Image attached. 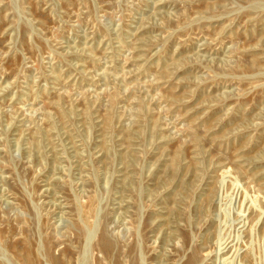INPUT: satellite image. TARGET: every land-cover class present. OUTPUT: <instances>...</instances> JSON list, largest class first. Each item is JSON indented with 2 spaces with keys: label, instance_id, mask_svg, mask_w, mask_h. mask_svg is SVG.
Segmentation results:
<instances>
[{
  "label": "rangeland",
  "instance_id": "1",
  "mask_svg": "<svg viewBox=\"0 0 264 264\" xmlns=\"http://www.w3.org/2000/svg\"><path fill=\"white\" fill-rule=\"evenodd\" d=\"M0 264H264V0H0Z\"/></svg>",
  "mask_w": 264,
  "mask_h": 264
},
{
  "label": "bare ground",
  "instance_id": "2",
  "mask_svg": "<svg viewBox=\"0 0 264 264\" xmlns=\"http://www.w3.org/2000/svg\"><path fill=\"white\" fill-rule=\"evenodd\" d=\"M105 244H106V245H108V244H109V242L105 241Z\"/></svg>",
  "mask_w": 264,
  "mask_h": 264
}]
</instances>
